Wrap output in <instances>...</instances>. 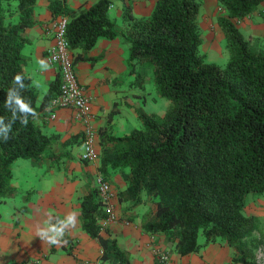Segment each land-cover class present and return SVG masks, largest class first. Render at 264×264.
Segmentation results:
<instances>
[{
	"label": "trees",
	"instance_id": "1",
	"mask_svg": "<svg viewBox=\"0 0 264 264\" xmlns=\"http://www.w3.org/2000/svg\"><path fill=\"white\" fill-rule=\"evenodd\" d=\"M216 1L226 11L217 16L228 49L225 66L199 51V0H155L143 16H136L131 1H125V25L119 29L108 14V0L81 10L64 0H50L49 6L54 14L68 16L70 51L89 49L101 36H120L128 46V72H150L157 92L169 99L162 113L137 108L141 126L109 134L118 111L114 103L108 123L98 128L99 171L106 179L118 172L124 181L117 198L135 203L152 199L153 215L142 225L165 233L180 255L220 237L234 248L233 262L259 264L256 248L262 237L254 233L256 220L243 206L248 193L264 195V46L255 42L258 36H244L236 20L262 0ZM34 3L0 0V205L14 190L15 159L45 158L58 165L61 156L56 152L60 134L45 132L36 120L46 113L60 75L39 98L23 68L26 29L37 21ZM79 58L85 57L75 54L73 62ZM136 82L140 84L137 77ZM18 101L34 112L21 110ZM62 142L79 140L70 136ZM80 206L82 227L99 238L103 258L128 264V251L101 234L105 202L95 187L81 197ZM200 230L203 243L197 240Z\"/></svg>",
	"mask_w": 264,
	"mask_h": 264
},
{
	"label": "crops",
	"instance_id": "2",
	"mask_svg": "<svg viewBox=\"0 0 264 264\" xmlns=\"http://www.w3.org/2000/svg\"><path fill=\"white\" fill-rule=\"evenodd\" d=\"M96 1L98 0H64V3L81 10ZM108 1V14L115 20L117 29L121 28L118 17H122L125 1H131L132 11L136 16L150 14L155 3V0ZM199 1L198 20L204 40L212 33L210 24L217 20L219 14H226V11L219 7L216 0ZM49 3L50 0H35L34 13L37 21L26 29L28 41L24 46L23 68L37 90H42L41 96L38 91L39 98L47 91L50 81L59 74L58 67L46 60L48 49L54 44L51 23L58 15L52 12ZM240 22L246 30L252 26L264 27V0ZM241 24L237 26L240 27ZM240 29L242 31L241 27ZM219 30L220 27L217 31ZM123 42L120 36H101L89 49L76 47L71 50L73 55L79 53L85 57L77 59L74 65L79 82L91 98L92 123L97 133L99 156L98 128L108 123V112L114 103L118 111L109 123V134L126 132V118L136 115L138 108L132 105L131 110L124 108L128 104V91L119 84L123 80L122 74L128 73V56L124 55ZM136 84L139 86L138 82ZM46 110L49 111L38 114L36 120L43 125L45 132L60 134L56 152L61 153V156L58 165H50L45 158L41 161L33 160L42 168L36 171L35 179L22 188L25 192L19 193L20 203L15 201L20 190L12 182L14 190L2 203L3 212L0 211V264H13L15 261H23L25 264H113L111 259L103 258L99 238L90 235L81 224L80 200L88 189L96 188L97 170L94 163L80 157L84 123L70 107L47 106ZM70 136H76L79 142L63 145L62 141ZM108 179L114 191L111 204L116 219L102 226L101 234L114 238L128 251V264H161L158 250L168 252L170 264H242L232 261L234 248L217 239L203 243L195 251L178 254L174 243L165 233L148 231L142 225L152 217L155 202L152 199L136 203L131 200L120 201L116 190L124 186L121 175L113 172ZM69 215L75 216L74 226L68 223ZM52 227L64 229L63 235L59 237L60 243L51 244L38 234L40 229L50 230ZM53 234L49 231V235Z\"/></svg>",
	"mask_w": 264,
	"mask_h": 264
},
{
	"label": "rangeland",
	"instance_id": "3",
	"mask_svg": "<svg viewBox=\"0 0 264 264\" xmlns=\"http://www.w3.org/2000/svg\"><path fill=\"white\" fill-rule=\"evenodd\" d=\"M252 13V12H251ZM246 16H244L241 19H244ZM241 19L236 20L237 24H241ZM118 23L123 26L125 25L122 17H118ZM212 33H210V37L208 39L202 40L199 51L201 53H204L205 58L207 60H212L217 62L221 66H225L228 60V49L226 48V40L224 33L218 23V20L210 24ZM218 27H220V30H218ZM240 27L242 28V33L244 36H258V40L255 42H259L264 46V27L263 26H252L251 29L246 30L243 28V25L241 24ZM239 27V29H240ZM241 30V29H240ZM223 33V34H222ZM212 34V36H211ZM124 48V55L128 56V46L127 42H123L122 44ZM25 48V47H24ZM23 48V50H24ZM138 67V66H137ZM129 69V64H128ZM139 74V75H138ZM136 77L139 78L140 84L137 86L136 84ZM151 73H146L143 75L142 72H133V73H123L122 74V82H120L121 88L125 87L128 91V98L127 103L124 105L125 109H133L132 106H136L139 109H143L146 111H154L157 113H162L166 109L167 105L169 104V99L166 97L160 95L156 87L153 83V80L151 78ZM131 81L133 83H131ZM46 87L44 88L45 91ZM39 96L42 94V90L38 88ZM137 93H132V92ZM132 105V106H131ZM118 109V108H117ZM125 128L128 131L134 126H141V122L137 115L126 118ZM118 128V126H116ZM43 129V128H42ZM113 132V131H110ZM42 166H40L37 163L33 162L32 158L29 157H21L17 158L12 162V182L17 186V188L20 190L18 192L17 197L15 198V201L20 203V192H25L22 188L26 187L25 185L28 184L29 181H33L35 179V174L38 169H41ZM138 206L140 204L138 203ZM3 204L0 205V211L3 212ZM243 211L247 214H251L254 216L256 220V228L254 230V233L258 237H262V241L260 242L259 246L256 248V259L259 264H264V195H257L253 193H248L245 198V203L243 206ZM197 240L199 243L204 242V236L202 233V230L198 232ZM217 240H222L220 237L217 238Z\"/></svg>",
	"mask_w": 264,
	"mask_h": 264
},
{
	"label": "built area",
	"instance_id": "4",
	"mask_svg": "<svg viewBox=\"0 0 264 264\" xmlns=\"http://www.w3.org/2000/svg\"><path fill=\"white\" fill-rule=\"evenodd\" d=\"M67 22L68 16L59 14L51 23L54 44L48 49L46 60L48 63L58 67L60 82L56 93L50 98L48 107H70L76 117L84 123L80 157L85 161L94 163L97 168L95 172L96 189L99 198L105 202V216L101 218L100 223L105 226L116 219V214L111 204L114 191L110 181L99 171V150L96 143L97 133L92 123L91 98L77 78L73 55L66 36ZM53 115L54 113H52ZM157 252L158 260L161 264L171 263L168 252L164 250H158Z\"/></svg>",
	"mask_w": 264,
	"mask_h": 264
},
{
	"label": "clouds",
	"instance_id": "5",
	"mask_svg": "<svg viewBox=\"0 0 264 264\" xmlns=\"http://www.w3.org/2000/svg\"><path fill=\"white\" fill-rule=\"evenodd\" d=\"M21 76L17 75L15 77V80H20ZM20 104V108L23 111H28V112H34V109L28 107L26 104H24L22 101H18ZM27 121H25V124ZM68 223H72L73 226L75 224V216L74 215H69L68 217ZM49 231L54 233L53 235H49ZM64 229L62 227H52L50 230H45V229H40L38 231V234L41 236L42 239H47L49 243L51 244H57L60 243L61 241L59 240V237L63 235Z\"/></svg>",
	"mask_w": 264,
	"mask_h": 264
}]
</instances>
